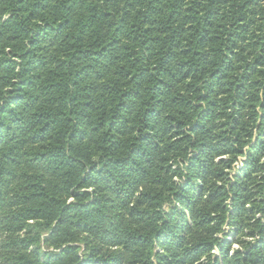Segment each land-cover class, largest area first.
<instances>
[{
  "label": "trees",
  "instance_id": "1",
  "mask_svg": "<svg viewBox=\"0 0 264 264\" xmlns=\"http://www.w3.org/2000/svg\"><path fill=\"white\" fill-rule=\"evenodd\" d=\"M0 264H264V0H0Z\"/></svg>",
  "mask_w": 264,
  "mask_h": 264
},
{
  "label": "rangeland",
  "instance_id": "2",
  "mask_svg": "<svg viewBox=\"0 0 264 264\" xmlns=\"http://www.w3.org/2000/svg\"><path fill=\"white\" fill-rule=\"evenodd\" d=\"M238 158H239V160H238L237 162H235V166H236V167H239V166L241 165V162H240V161H241L244 157L239 156ZM71 199H72V198H70L69 201H70ZM233 246H236V244H234ZM41 247H42L43 250H47V249H48L45 245H42ZM50 249H52V248H50ZM48 250H49V249H48Z\"/></svg>",
  "mask_w": 264,
  "mask_h": 264
}]
</instances>
